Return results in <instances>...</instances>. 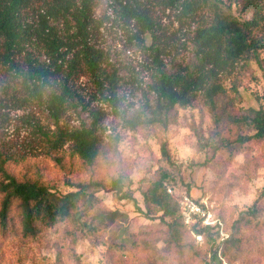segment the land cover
<instances>
[{
    "label": "trees",
    "instance_id": "obj_1",
    "mask_svg": "<svg viewBox=\"0 0 264 264\" xmlns=\"http://www.w3.org/2000/svg\"><path fill=\"white\" fill-rule=\"evenodd\" d=\"M0 0V73L7 101L16 109L44 108L57 128L53 133L26 116L25 120L49 142L52 149L66 148L70 159L95 167L101 157L117 151L122 136L118 127L104 139L103 122L108 116L119 119L120 128L168 126L169 115L178 107L187 108L204 97L216 112V99L225 92L222 75L238 65L259 60L264 49V15L261 0H245L244 9L252 18L241 21L221 0ZM169 11L182 24L191 27L189 44L195 62L165 61L160 35L159 12ZM117 23L133 26V40L152 53L146 75L123 76L97 44L96 25ZM83 78L84 85L79 81ZM130 90V91H129ZM11 91V95H8ZM137 106L125 105L128 93ZM93 101L97 102L92 106ZM135 109H131V107ZM110 108V111H108ZM134 110V113L131 112ZM73 112L76 127L59 125ZM247 124L252 133L239 136L235 145L242 152L252 143L264 141V108L251 109ZM233 143L226 146L234 147ZM162 153L168 160L166 144ZM0 153V219L3 227L16 216L23 235L35 239L58 225L70 224L91 242L115 213L107 211L91 188L102 183L76 185L68 193L53 191L40 181H18L7 173V158ZM64 161V157L58 158ZM207 161L204 162L206 164ZM124 175L114 178L108 190L119 200L134 201L131 181ZM167 174L161 175L142 192L148 212H160L166 224L169 246L181 244L189 235L212 238L213 260H221L231 247L239 248L241 238H222L224 223L203 225L185 222L180 195L169 193ZM253 208V215L255 212ZM213 264V263H210Z\"/></svg>",
    "mask_w": 264,
    "mask_h": 264
},
{
    "label": "rangeland",
    "instance_id": "obj_2",
    "mask_svg": "<svg viewBox=\"0 0 264 264\" xmlns=\"http://www.w3.org/2000/svg\"><path fill=\"white\" fill-rule=\"evenodd\" d=\"M221 1L239 20L252 18L251 10L244 9L245 0ZM106 2L103 0L97 13ZM261 4L264 15V0ZM158 20L169 67L182 59L195 62L189 44L191 27L169 11H160ZM134 32L133 26L126 24L96 25L97 44L113 66L123 76L143 77L152 57L147 48L151 40L142 47L133 40ZM79 82L84 85L83 78ZM221 82L225 92L216 99V112L201 97L194 105L173 111L167 127L154 125L129 131L120 128L119 119L108 116L102 124L103 138L108 139L118 127L122 140L116 152L86 169L78 159H70L66 148L52 149L26 122V116H32L53 133L57 124L45 109L14 108L15 104L6 100L0 80V153L7 158V173L18 181H40L61 193L76 191L78 184L102 183L105 188L93 187L91 191L107 211L115 213L114 220L107 221L94 242L70 224L48 229L35 239L26 238L16 216L6 227L0 219V264H264V141L252 143L242 152H237L234 144L239 136L252 133L246 118L249 111L264 108V49L259 60L236 66L222 75ZM133 104L137 106V99L129 92L125 105ZM96 105L93 101L92 106ZM78 123L76 115L68 112L59 125L71 128ZM163 144L170 160L163 156ZM61 157L63 162L58 160ZM163 174L177 193L205 200L213 215L222 220L225 228L216 244L223 237L234 236L241 238L240 247L227 249L221 260H213V240L207 235H189L181 244L170 247L161 213L148 212L142 196ZM119 175H124L126 184L131 181L134 201L119 200L108 190Z\"/></svg>",
    "mask_w": 264,
    "mask_h": 264
},
{
    "label": "built area",
    "instance_id": "obj_3",
    "mask_svg": "<svg viewBox=\"0 0 264 264\" xmlns=\"http://www.w3.org/2000/svg\"><path fill=\"white\" fill-rule=\"evenodd\" d=\"M168 192L180 195L181 213L187 224L193 225L199 221L203 225H214L217 223L218 220L205 200H198L188 193H177L171 186L168 187Z\"/></svg>",
    "mask_w": 264,
    "mask_h": 264
}]
</instances>
